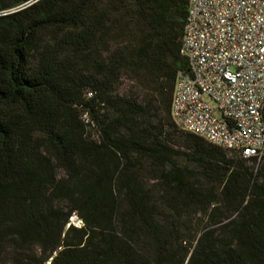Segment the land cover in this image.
Returning a JSON list of instances; mask_svg holds the SVG:
<instances>
[{
    "label": "trees",
    "instance_id": "trees-1",
    "mask_svg": "<svg viewBox=\"0 0 264 264\" xmlns=\"http://www.w3.org/2000/svg\"><path fill=\"white\" fill-rule=\"evenodd\" d=\"M31 1L0 0V264H264V153L171 117L189 0Z\"/></svg>",
    "mask_w": 264,
    "mask_h": 264
},
{
    "label": "built area",
    "instance_id": "built-area-1",
    "mask_svg": "<svg viewBox=\"0 0 264 264\" xmlns=\"http://www.w3.org/2000/svg\"><path fill=\"white\" fill-rule=\"evenodd\" d=\"M181 55L189 71L175 82L176 127L244 159L261 158L264 0H189Z\"/></svg>",
    "mask_w": 264,
    "mask_h": 264
},
{
    "label": "rangeland",
    "instance_id": "rangeland-1",
    "mask_svg": "<svg viewBox=\"0 0 264 264\" xmlns=\"http://www.w3.org/2000/svg\"><path fill=\"white\" fill-rule=\"evenodd\" d=\"M120 92H121V89H120Z\"/></svg>",
    "mask_w": 264,
    "mask_h": 264
}]
</instances>
